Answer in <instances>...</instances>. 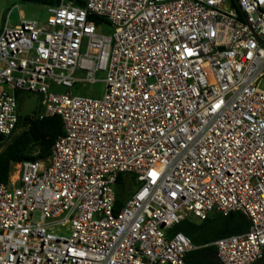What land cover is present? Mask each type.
Here are the masks:
<instances>
[{"label": "built area", "instance_id": "1", "mask_svg": "<svg viewBox=\"0 0 264 264\" xmlns=\"http://www.w3.org/2000/svg\"><path fill=\"white\" fill-rule=\"evenodd\" d=\"M48 14L9 13L0 33V149L20 90L64 129L0 182V264H188L196 246L169 231L214 211L251 223L215 242L219 264L261 263L264 0H62ZM99 73L101 98L75 94ZM120 175L137 185L116 213Z\"/></svg>", "mask_w": 264, "mask_h": 264}, {"label": "trees", "instance_id": "2", "mask_svg": "<svg viewBox=\"0 0 264 264\" xmlns=\"http://www.w3.org/2000/svg\"><path fill=\"white\" fill-rule=\"evenodd\" d=\"M23 3H33L44 6L60 5L62 0H21ZM75 6H85L86 0H66ZM98 25L107 23V20L102 17L93 18ZM18 98V92H17ZM42 113L27 116L24 119L19 118L16 131L20 126L24 130L15 135L16 131L0 149V182L7 183L11 174L14 172V167L18 163L25 161L46 160L50 157L52 148L57 139L64 134L63 121L59 116L41 117ZM137 183L133 176L120 175L117 185V203L116 213L123 207L126 197L130 194L129 191L136 187ZM221 228V233L217 234V238L226 237L233 234H240L247 232L251 226L250 220L241 212H234L229 216L218 214L215 218L208 216L207 219L202 220L200 225L186 221V219L179 225L172 228L171 233L176 234L185 232L192 236V233L197 230H205L213 227ZM215 233V231H213ZM194 243V242H193ZM188 253L186 261L188 264ZM264 264V260L259 263Z\"/></svg>", "mask_w": 264, "mask_h": 264}, {"label": "rangeland", "instance_id": "3", "mask_svg": "<svg viewBox=\"0 0 264 264\" xmlns=\"http://www.w3.org/2000/svg\"><path fill=\"white\" fill-rule=\"evenodd\" d=\"M20 12L24 14L26 19L36 20L43 24L47 22L49 16L48 7L44 5L23 3L21 0H0V33L4 27L5 20L9 13H11L9 19L11 25L15 26L20 24ZM101 32L106 35H111L112 29L106 26L103 30H101ZM105 77V73H99L97 75V83L80 85L76 89L75 94L93 98H101L104 94ZM262 88H264V85ZM43 112L44 106L42 104V96L39 93L28 90L18 91V113L20 120L27 116L40 113L43 114ZM23 130L24 128L20 126V128L17 129L15 135L21 133ZM14 175L13 178L15 179Z\"/></svg>", "mask_w": 264, "mask_h": 264}, {"label": "crops", "instance_id": "4", "mask_svg": "<svg viewBox=\"0 0 264 264\" xmlns=\"http://www.w3.org/2000/svg\"><path fill=\"white\" fill-rule=\"evenodd\" d=\"M219 213L214 211L210 213L209 217L215 218ZM186 221L195 223L200 225L202 220L189 215L186 218ZM172 230L169 231V235L173 236L174 234L171 233ZM215 231V233L213 232ZM181 233L185 234L196 246V249L189 252L188 261L191 264H219L215 242L218 240L217 234L221 233V228H217L216 226L213 228H208L205 230H197L192 233V236L187 235L185 232ZM223 238V237H222ZM220 239V238H219Z\"/></svg>", "mask_w": 264, "mask_h": 264}]
</instances>
